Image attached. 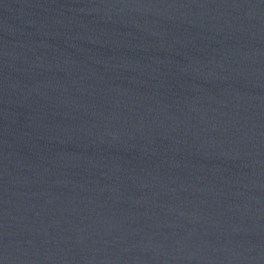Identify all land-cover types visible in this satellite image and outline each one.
I'll use <instances>...</instances> for the list:
<instances>
[{
  "label": "water",
  "instance_id": "water-1",
  "mask_svg": "<svg viewBox=\"0 0 264 264\" xmlns=\"http://www.w3.org/2000/svg\"><path fill=\"white\" fill-rule=\"evenodd\" d=\"M0 154L63 264H264V0H0Z\"/></svg>",
  "mask_w": 264,
  "mask_h": 264
}]
</instances>
